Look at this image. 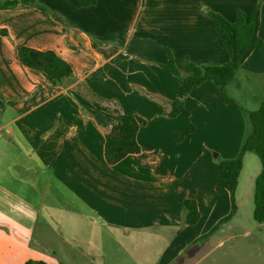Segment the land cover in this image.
I'll list each match as a JSON object with an SVG mask.
<instances>
[{
  "label": "crops",
  "instance_id": "crops-1",
  "mask_svg": "<svg viewBox=\"0 0 264 264\" xmlns=\"http://www.w3.org/2000/svg\"><path fill=\"white\" fill-rule=\"evenodd\" d=\"M37 2L46 11L0 9V264H57L38 246L40 234L34 238L41 209L58 226L66 219L68 237L56 240L74 247L85 240L89 215L116 236L159 233L167 244L154 264H170L231 208L229 194L216 191L217 159L236 157L245 131L240 108L255 110L264 99V45L227 87L237 105L225 103L212 81L182 98L181 80L164 65L169 53L181 71L190 62L230 60L210 11L232 22L260 4L264 40V0ZM21 47L53 51L72 77L52 85L22 64ZM180 98L189 115L170 117ZM126 115L146 120L137 133L143 151L110 165L106 134ZM186 200L197 204L196 225L184 222ZM135 258L130 247L123 264Z\"/></svg>",
  "mask_w": 264,
  "mask_h": 264
},
{
  "label": "trees",
  "instance_id": "trees-1",
  "mask_svg": "<svg viewBox=\"0 0 264 264\" xmlns=\"http://www.w3.org/2000/svg\"><path fill=\"white\" fill-rule=\"evenodd\" d=\"M77 7L92 6L98 0H69ZM19 4L35 6L45 10L37 0H0V9H11ZM214 27L218 31L222 48L228 52L230 60L224 64L188 63L181 71L177 68L169 53V61L165 69L181 80V95L186 97L192 90L206 81H212L221 91L225 103H235L228 95L227 87L235 79L237 72L244 61L256 49L262 48L264 40L259 36L260 4L248 18L245 13L238 11L234 21H228L220 14L210 11L208 13ZM19 58L28 68L42 73L52 85H62L73 74L71 66L53 51H39L30 47H21ZM172 103L170 117L180 114L189 115L183 99ZM237 105V104H236ZM100 107L99 105H96ZM245 120V131L239 152L234 158H218L219 179L216 185L218 194L227 193L231 200V212L219 223H226L238 210L236 191L239 184L240 173L244 167L246 153H255L261 162V171L256 177L254 188V219L259 224H264V99L255 110L240 108ZM146 120L136 115H126L114 124L106 134L105 158L108 164L114 165L128 155L138 154L143 151L137 142V133ZM193 127L190 128L192 132ZM184 134H175L176 141H181ZM200 219V212L194 200L184 203V222L196 225ZM218 224L214 227L216 229ZM178 259L177 261H179ZM25 264H47L45 261L28 260Z\"/></svg>",
  "mask_w": 264,
  "mask_h": 264
},
{
  "label": "rangeland",
  "instance_id": "rangeland-1",
  "mask_svg": "<svg viewBox=\"0 0 264 264\" xmlns=\"http://www.w3.org/2000/svg\"><path fill=\"white\" fill-rule=\"evenodd\" d=\"M260 171L259 157L255 153H246L236 191V214L226 223L220 224L219 222L230 214L231 208L226 215H221L219 211L217 216L220 217L211 228L195 241L186 244L184 250L173 258L170 264H264V224H259L254 219V180ZM43 195L44 193L41 197ZM39 212L41 224L35 227L37 236L34 238H38L40 234L41 243H38V246L48 252L49 260L57 264H117L118 260L123 264V257L130 247H135L136 258L135 261L131 259L129 264H154L167 244L166 241L157 240L161 234L152 235L153 231L116 236L113 232H106L107 228L100 224L92 223L94 219L89 215L85 240L81 242L80 247H74V243L70 241L56 240L57 236L68 237L66 231L69 225L66 219L58 226L51 221L47 210L41 209ZM74 214L78 217L81 215L77 211H74ZM64 215L67 216V213ZM217 224L218 227L214 229ZM9 229L10 233L14 234L13 228ZM50 235L55 242L44 240ZM40 250L37 251L42 253ZM126 259L128 262L129 259ZM178 259L180 260L177 261Z\"/></svg>",
  "mask_w": 264,
  "mask_h": 264
}]
</instances>
